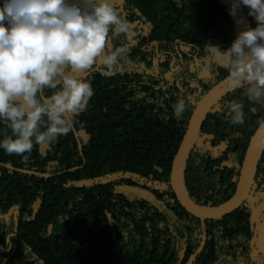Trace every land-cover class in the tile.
Returning a JSON list of instances; mask_svg holds the SVG:
<instances>
[{"label": "trees", "instance_id": "1", "mask_svg": "<svg viewBox=\"0 0 264 264\" xmlns=\"http://www.w3.org/2000/svg\"><path fill=\"white\" fill-rule=\"evenodd\" d=\"M110 2L137 32L124 71L102 75L95 66L80 75L91 81L94 95L54 143L34 144L22 154L0 150V264H264V145L245 200L219 217L191 214L171 184L192 101L212 92L216 101L182 164L181 181L203 209L234 194L264 107L242 90H228L218 60L201 77L194 57L201 59L207 42L227 48L256 22L243 6L229 15L232 0ZM141 30L147 40L139 38ZM125 42L120 36L108 43ZM177 53L182 69L195 65L196 73L171 70L180 62ZM178 97L187 102L180 120L171 107ZM232 99L244 104L242 125L227 115ZM5 133L10 129L0 125V138ZM199 137L208 149L198 146ZM8 235L12 246L5 251Z\"/></svg>", "mask_w": 264, "mask_h": 264}, {"label": "clouds", "instance_id": "2", "mask_svg": "<svg viewBox=\"0 0 264 264\" xmlns=\"http://www.w3.org/2000/svg\"><path fill=\"white\" fill-rule=\"evenodd\" d=\"M241 6L255 27L245 26L227 48L205 43L201 67L211 70L218 60L228 90L264 107V0H232L229 15ZM134 29L110 0H0V125L11 131L0 150L22 154L68 134L94 95L91 81L77 74L95 66L102 75L122 73L137 42ZM120 36L126 42L110 47ZM171 107L180 120L186 98ZM227 115L242 125L243 102L227 101ZM12 237L4 236L2 250L11 249Z\"/></svg>", "mask_w": 264, "mask_h": 264}, {"label": "water", "instance_id": "3", "mask_svg": "<svg viewBox=\"0 0 264 264\" xmlns=\"http://www.w3.org/2000/svg\"><path fill=\"white\" fill-rule=\"evenodd\" d=\"M212 91H214V89ZM211 93L212 92L206 94L202 99H200L199 103L196 104L171 168V184L176 197L191 214L204 219L219 217L233 210L242 202L247 195L249 182L254 175L258 158L264 145V126H261L254 135L249 150L243 159L241 172L239 174V181L235 192L229 201L212 209H203L194 205L184 190L181 181V168L191 146L199 134L205 114L208 112L210 105L216 101L217 95H211Z\"/></svg>", "mask_w": 264, "mask_h": 264}, {"label": "flooded vegetation", "instance_id": "4", "mask_svg": "<svg viewBox=\"0 0 264 264\" xmlns=\"http://www.w3.org/2000/svg\"><path fill=\"white\" fill-rule=\"evenodd\" d=\"M119 1V0H118ZM121 1H119V3H120ZM140 28V27H139ZM141 37H145V40H147V37H148V35H147V31L146 30H141L140 31V35H139V38H141ZM152 45H153V43H152ZM181 50V49H180ZM184 50V49H183ZM166 54V56L168 57V56H170L171 55V53L169 52V51H164L162 54ZM162 54H160V55H158V58H160V63L162 62H164L166 59L163 57L164 55H162ZM180 53H177V55L179 56V60H180V62H178V63H176V64H174V67L171 69V70H181L182 69V65L184 64V62L183 61H181V59H182V56L181 55H179ZM187 54H188V51H187ZM194 59L195 60H197V61H201V59H197L196 57H194ZM175 61V59H174V57L173 56H171V61H170V63H169V67L170 66H172L171 64L173 63ZM201 63V62H200ZM206 72V70H201V73H205ZM82 74V73H81ZM199 101H200V99L199 100H196V101H192V103L194 104V107L196 106V104L197 103H199ZM195 109V108H194ZM241 167H242V165H241ZM240 172H241V170H240ZM237 186V185H236ZM236 189V188H235ZM235 192V191H234ZM233 196V195H232ZM247 196V195H246ZM246 198V197H245ZM245 198L242 200V202L245 200ZM241 202V203H242ZM240 203V204H241ZM240 204H238L237 206H239ZM236 206V207H237ZM235 207V208H236ZM263 232H264V227H262L261 228V235H263Z\"/></svg>", "mask_w": 264, "mask_h": 264}, {"label": "rangeland", "instance_id": "5", "mask_svg": "<svg viewBox=\"0 0 264 264\" xmlns=\"http://www.w3.org/2000/svg\"><path fill=\"white\" fill-rule=\"evenodd\" d=\"M186 72V73H190V74H194V73H196V71H197V67L195 66V65H193V67H190V68H187V69H182V71H181V73H183V72ZM81 73H83V72H80V73H78L77 75L78 76H80L81 75ZM206 75V72L205 73H202V75H201V77H204ZM197 144H198V146H200V148L201 149H203V150H205V149H208V146H207V143H203V137H199L198 139H197ZM223 147H221V149H222ZM217 153V152H216ZM233 164H234V162H232ZM232 163H230V165L232 166ZM255 198H256V195L255 194H253L252 196H250L247 200V205H250L254 200H255Z\"/></svg>", "mask_w": 264, "mask_h": 264}]
</instances>
